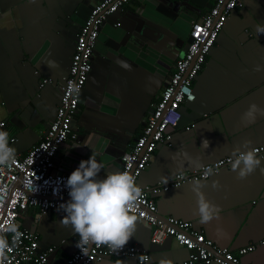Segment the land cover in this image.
<instances>
[{"label":"crops","instance_id":"1","mask_svg":"<svg viewBox=\"0 0 264 264\" xmlns=\"http://www.w3.org/2000/svg\"><path fill=\"white\" fill-rule=\"evenodd\" d=\"M98 1L0 0V121L6 122L8 135L17 137L18 153L26 154L36 145L56 117L77 34ZM243 1L227 18L195 79V101L181 105L173 145L158 146L139 184L168 183L177 173L233 155L245 141L252 148L264 144V115L243 119L250 104L264 107V70H257V65L264 66V33L257 32L258 25H264V0ZM215 2L131 0L109 16L72 121L77 136L61 148L57 170L70 174L87 159L92 150L86 141L103 161L101 175L121 170L122 155L142 133L153 103L187 48L193 22ZM43 78L52 81L41 87ZM204 139L209 140L207 148ZM237 172L226 167L209 178L171 186L155 196L158 213L194 222L221 247L236 251L256 244L242 262L264 264V171L258 167L243 179ZM195 181L220 208L219 216L206 223L199 222ZM62 215L56 209L42 213L32 207L20 218L22 227L38 233L41 249L56 246L52 264H60L76 249L78 235L71 225L61 223ZM136 217L126 245L148 250L150 264H181L188 257V249L172 237L153 243V225ZM92 264L137 261L108 257Z\"/></svg>","mask_w":264,"mask_h":264},{"label":"built area","instance_id":"2","mask_svg":"<svg viewBox=\"0 0 264 264\" xmlns=\"http://www.w3.org/2000/svg\"><path fill=\"white\" fill-rule=\"evenodd\" d=\"M131 0H101L92 8L85 23L77 34L75 51L69 74L61 85V100L56 117L50 123L41 140L26 154L16 150L15 162L10 166L0 165V239L7 247L0 249V264H52L51 256L56 246L41 249L38 233L21 226L20 218L29 208H39L42 213L56 209L62 200L69 199L68 189L63 180L68 173L56 169L55 159L69 138L77 133L72 121L78 111L80 97L93 67V56L102 25L111 14L123 8ZM243 0H216L212 8L193 22L190 40L183 55L177 58L169 81L164 85L158 99L153 103L142 133L129 151L122 155L121 170L128 171L139 184L140 174L149 166L159 145H173V129L182 118L181 105L196 99L194 82L207 62L219 33L227 18ZM120 25V23H118ZM43 78L40 86L51 82ZM6 122L0 121V131H6ZM9 143L14 146L17 137L8 135ZM257 154L264 157V144L253 147ZM233 155L205 164L193 172H180L168 183L141 186L142 195L132 203L131 213L153 225L151 241L163 243L168 237L174 238L189 251L181 264H244L242 257L255 250L250 244L234 251L221 247L203 230L197 229L194 222L176 218L162 217L158 213L155 196L171 186H178L187 179H206L222 168H232ZM208 168L213 171L205 175ZM59 188L54 194L53 189ZM38 189V190H37ZM16 230L11 231L10 226ZM79 239V237H77ZM264 243V241H262ZM134 258L137 264H150V252L139 245H125L113 252L107 245H92L87 254L76 247L69 257L60 264H92L104 258Z\"/></svg>","mask_w":264,"mask_h":264},{"label":"clouds","instance_id":"3","mask_svg":"<svg viewBox=\"0 0 264 264\" xmlns=\"http://www.w3.org/2000/svg\"><path fill=\"white\" fill-rule=\"evenodd\" d=\"M257 32L264 33V25H258ZM257 70H264V66L257 65ZM257 114L264 115V107L252 103L243 119L246 122L252 121ZM85 144L91 148V155L82 159L66 180L58 178L57 183L63 180L68 189L69 199L57 204L56 211L63 213L61 223L71 225L73 232L78 235L75 246L82 254H87L92 245H107L116 252L133 236L137 217L130 210L132 203L140 199L142 189L134 176L126 170H108L101 175L104 164L102 160H98L99 153L87 141ZM202 145L207 148L209 140L204 139ZM77 146L79 145L73 147ZM15 158V148L9 143L8 133L0 131V165L10 166ZM262 162L264 157L250 147L249 141L233 149L231 167L232 170L238 169L237 176L241 179L258 167L264 171ZM212 171L208 168L205 175ZM193 190L197 195L199 222L206 223L218 217L220 208L206 198L200 181L194 182ZM58 192V187L53 189L54 194ZM10 230L15 231L16 226L11 225ZM5 247L6 241L0 239V249Z\"/></svg>","mask_w":264,"mask_h":264},{"label":"water","instance_id":"4","mask_svg":"<svg viewBox=\"0 0 264 264\" xmlns=\"http://www.w3.org/2000/svg\"><path fill=\"white\" fill-rule=\"evenodd\" d=\"M254 147V146H253ZM162 216V215H161ZM162 217H166V216H162Z\"/></svg>","mask_w":264,"mask_h":264}]
</instances>
